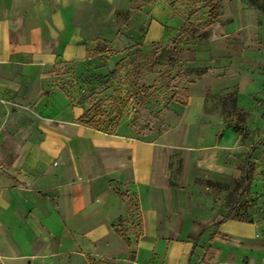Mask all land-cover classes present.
Segmentation results:
<instances>
[{
    "label": "rangeland",
    "instance_id": "1",
    "mask_svg": "<svg viewBox=\"0 0 264 264\" xmlns=\"http://www.w3.org/2000/svg\"><path fill=\"white\" fill-rule=\"evenodd\" d=\"M150 1L91 4L83 30L85 58L53 72L70 105L86 98L80 105L86 120L75 122L88 121L92 132H82L85 126L0 121V197L1 190L29 189L30 175L23 178L18 163L27 156L45 155L48 167L62 169L71 181V161L84 156L89 140L93 155L80 161L81 170L90 161L115 159L129 179L137 144L147 143L157 225L171 240L193 243L192 264H264V0H214L216 18L207 0H165L174 11L168 35L144 43V4ZM171 48L177 51L174 68L168 65ZM193 101L201 114L193 115ZM211 126L216 127L209 140ZM225 128L237 135L229 147L220 146ZM113 176L106 181L128 210L112 228L132 252L144 232L139 199L127 191L120 195L122 183ZM2 215L0 206V264H19ZM27 229L36 231L30 223ZM39 229L48 238L46 228ZM42 238L31 241L26 264L39 258L81 264L69 255L57 261L50 252L54 238Z\"/></svg>",
    "mask_w": 264,
    "mask_h": 264
},
{
    "label": "crops",
    "instance_id": "2",
    "mask_svg": "<svg viewBox=\"0 0 264 264\" xmlns=\"http://www.w3.org/2000/svg\"><path fill=\"white\" fill-rule=\"evenodd\" d=\"M98 2L129 0H0L1 126H85L75 122L84 114L82 108L70 105L56 86L58 76L53 72L57 67L85 58L83 30L91 4ZM144 6L147 21L143 42L164 39L173 20V9L165 0H151ZM195 103L198 102L193 101V115L201 114L202 108ZM215 127H210L209 140ZM81 131L92 132L87 126ZM236 139L235 132L225 128L220 146L229 147ZM85 143L84 156L71 161L73 180L67 181L62 169L48 167L45 155H30L18 162L21 176L30 175L26 178L29 189L1 190L3 223L17 243L14 250L18 263L26 264L32 255L31 241L42 237L44 241L54 238L56 247L50 252L57 261L69 255L81 264H90L88 258L96 262L108 259L114 264L194 263L193 243L171 240L157 225L159 205L150 185L153 151L149 145L137 144L136 160L127 179L121 163L115 159L90 161L88 168L81 170L80 161L88 159L85 155L92 156L94 151V142ZM112 175L122 183L124 192H119L120 195H126L127 191V195L139 199L144 232L136 239L132 252L112 228L119 217L127 216L128 210L125 200L106 181ZM37 188L43 189V194L33 191ZM28 223L36 231L26 230ZM39 227L46 228L48 238ZM5 250L11 252L10 247ZM0 252L4 253V248ZM13 253L12 250L10 254L14 256ZM131 254L133 261L129 260ZM31 264L53 263L39 258Z\"/></svg>",
    "mask_w": 264,
    "mask_h": 264
},
{
    "label": "trees",
    "instance_id": "3",
    "mask_svg": "<svg viewBox=\"0 0 264 264\" xmlns=\"http://www.w3.org/2000/svg\"><path fill=\"white\" fill-rule=\"evenodd\" d=\"M214 0H207L206 1V4L210 7V15L212 18H216L217 17V6L214 4L213 2ZM176 59H177V51L176 49L174 48H171L170 49V52H169V60H168V65L170 68H174L176 66ZM86 101V98L82 97L80 98V100L78 101V104L79 105H82L84 104V102ZM79 120H83L85 121L86 120V113L83 114ZM85 126H89L91 128H94V126H90L89 122H85L84 123ZM249 154L247 155V157L245 158V162H244V167H245V170H246V166L249 164ZM130 261H133L134 260V254H131L130 255V258H129Z\"/></svg>",
    "mask_w": 264,
    "mask_h": 264
}]
</instances>
